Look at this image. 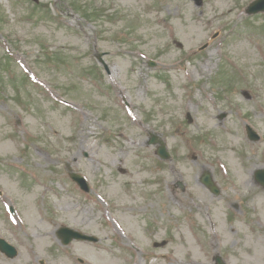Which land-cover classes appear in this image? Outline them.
Returning <instances> with one entry per match:
<instances>
[{"label":"rangeland","instance_id":"obj_1","mask_svg":"<svg viewBox=\"0 0 264 264\" xmlns=\"http://www.w3.org/2000/svg\"><path fill=\"white\" fill-rule=\"evenodd\" d=\"M251 1L0 0V238L19 249L0 264H264L263 201L236 184L264 198L248 172L264 168V13L246 15ZM61 225L99 241L62 246Z\"/></svg>","mask_w":264,"mask_h":264},{"label":"bare ground","instance_id":"obj_2","mask_svg":"<svg viewBox=\"0 0 264 264\" xmlns=\"http://www.w3.org/2000/svg\"><path fill=\"white\" fill-rule=\"evenodd\" d=\"M211 121H212V120H211L209 117H205V119L203 120L202 124L198 125L197 127L208 126V125L210 124ZM206 130H207V131H210V128H206ZM218 131H219V133H222V132H225V133H231V132H232V129H231L230 127H225L224 129H218ZM220 138L223 139L222 137H220ZM233 147H234V145H233L231 142H226V143L222 146V149H223V150H227V149H231V148H233ZM257 168H258V167H254V168H252V169H248V172H249V173H250V172H253V171L256 170ZM178 171H180L182 174H190V173H191V172L186 173V172L182 169V167H179V168H178ZM236 184H237V185H240V186H242V185H246V186H248V187L251 189L250 193L253 194L251 200H252V201L254 200L255 203H257V202L259 201V198H261L262 201H263V204H264V198H263L259 193L255 192V191L253 190V188H252V186H251L249 180H244V181H241V182H237ZM258 197H259V198H258ZM232 202H233V198H232V197H229L228 200L226 201V205H227L228 208L231 207V203H232ZM255 209L260 210V211H259L260 214H261L260 221H261V222H264V210L260 208L259 204L255 207ZM34 222H36L35 219H34ZM48 234H49V233H45V234H43V235L41 236V237H42V241H41V243L44 244V245H47V243L50 242V241L48 240ZM96 255H97V256H96V262H97V264H101V262H104V261H106V260L108 259V255H107L106 253H100V254H96ZM61 264H67V262H66V261H63ZM188 264H193V262L190 261Z\"/></svg>","mask_w":264,"mask_h":264},{"label":"water","instance_id":"obj_3","mask_svg":"<svg viewBox=\"0 0 264 264\" xmlns=\"http://www.w3.org/2000/svg\"><path fill=\"white\" fill-rule=\"evenodd\" d=\"M159 153L165 155L163 145H161V146L159 147ZM73 177L79 180V178H78L77 176H73ZM80 184L82 185V183H80ZM83 186H84V185H83ZM84 187H85V186H84ZM85 189H87V188L85 187ZM212 190H213V188H212ZM91 239H94V238H91Z\"/></svg>","mask_w":264,"mask_h":264}]
</instances>
